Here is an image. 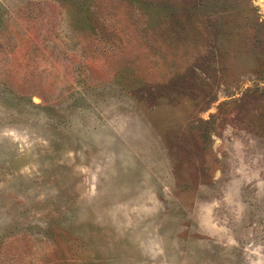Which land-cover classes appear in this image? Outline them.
Listing matches in <instances>:
<instances>
[{
	"label": "rangeland",
	"instance_id": "1",
	"mask_svg": "<svg viewBox=\"0 0 264 264\" xmlns=\"http://www.w3.org/2000/svg\"><path fill=\"white\" fill-rule=\"evenodd\" d=\"M0 264H264V0H0Z\"/></svg>",
	"mask_w": 264,
	"mask_h": 264
}]
</instances>
